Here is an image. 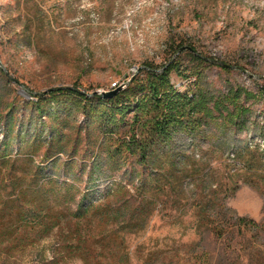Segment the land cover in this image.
<instances>
[{
	"label": "rangeland",
	"instance_id": "obj_1",
	"mask_svg": "<svg viewBox=\"0 0 264 264\" xmlns=\"http://www.w3.org/2000/svg\"><path fill=\"white\" fill-rule=\"evenodd\" d=\"M179 47L210 62L202 80L214 93L258 92L264 0H0L1 261L264 264V173L244 168L242 154L250 144L264 151V101L246 104L245 132L177 135L155 174L118 157L119 143L75 98L52 96L70 89L105 98L143 79L145 64L173 59L189 75ZM172 76L176 87L194 81ZM206 208L258 228L202 238Z\"/></svg>",
	"mask_w": 264,
	"mask_h": 264
},
{
	"label": "trees",
	"instance_id": "obj_2",
	"mask_svg": "<svg viewBox=\"0 0 264 264\" xmlns=\"http://www.w3.org/2000/svg\"><path fill=\"white\" fill-rule=\"evenodd\" d=\"M180 48L174 53L176 55L179 51H186L193 64L186 69L189 75L181 70V62L173 59L159 67L145 64L143 79H133L126 89L110 98H89L86 94L81 95L70 89L58 91L52 96L54 99L56 96L75 98L74 103H79L77 108L85 116L91 115L92 122L98 124V132L107 139L115 138V142L119 143L121 150L116 151L118 157L123 153L142 171L151 169L155 174H161V169L155 167L160 160L159 155L163 154L164 149L172 144L177 135L197 138L212 126L225 133L245 132L248 130L251 114L250 105L264 101V85L256 93L241 87H231L226 93H214L202 80L203 68L210 66V62L196 55L193 50ZM173 74L181 81H190L192 77L194 81L190 86L176 87ZM249 102L251 104L246 105ZM37 108L39 111L40 107ZM260 129L263 133L264 127ZM16 138L20 139L21 135ZM251 148L253 146L250 144L242 150L246 162L244 168L264 173V151ZM176 161H170L173 172ZM115 167L120 168L118 164ZM152 182L154 186L160 185L157 179ZM69 188L71 190L75 187L72 185ZM236 225L258 228L251 220L235 217L231 210L215 211L206 208L197 225V231L202 238L207 234L221 238L230 227ZM1 259L0 255V264H6ZM57 263V259H54L46 264Z\"/></svg>",
	"mask_w": 264,
	"mask_h": 264
},
{
	"label": "water",
	"instance_id": "obj_3",
	"mask_svg": "<svg viewBox=\"0 0 264 264\" xmlns=\"http://www.w3.org/2000/svg\"><path fill=\"white\" fill-rule=\"evenodd\" d=\"M128 84L130 83H127L125 86H127ZM123 90V87L122 88H118L116 91L114 92H110V93H105L104 94V97L105 98H110V97H113L114 95H116L119 91Z\"/></svg>",
	"mask_w": 264,
	"mask_h": 264
}]
</instances>
